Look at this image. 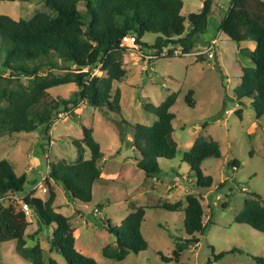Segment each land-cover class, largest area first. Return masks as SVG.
Segmentation results:
<instances>
[{
  "label": "trees",
  "instance_id": "1",
  "mask_svg": "<svg viewBox=\"0 0 264 264\" xmlns=\"http://www.w3.org/2000/svg\"><path fill=\"white\" fill-rule=\"evenodd\" d=\"M16 1V0H6ZM51 11H38L28 19H13L0 14V134L32 132L41 135L40 148L51 141L50 129L57 114L69 103L85 101L95 108L107 107L111 113L120 116V89L113 88V82L126 75L123 56L126 48L120 45L122 36L131 34L143 51L153 58L173 57L192 52L197 41L207 46L202 39L207 30L208 17L217 4L214 0H203L198 12L186 16L181 14L182 0H43ZM83 5L81 10L78 6ZM186 24L187 27L186 28ZM218 32L236 43L240 55L249 60V65L240 66V82L233 88L235 100L250 99L255 117L264 114V0H231L218 22ZM155 35L151 44L142 41L144 34ZM245 44H254L251 50ZM198 54L197 61L206 59ZM100 64V65H99ZM68 66V67H67ZM74 66L73 70H69ZM98 67L102 74L92 75ZM66 70L62 74L52 70ZM25 79V82L22 81ZM74 83L78 90L75 98H52L48 90ZM193 91H188L185 102L194 106ZM177 92H171L157 106L146 104L145 109L157 118L152 124H129L120 116L121 124L131 128L133 149L139 153L136 166L145 176L155 177L160 172L158 159L171 160L177 153V144L171 137L173 132L171 112ZM241 118L242 109L233 111ZM80 139L73 140L77 148L85 147L87 159L75 163L48 162V174L44 184L48 196L42 199L33 192L21 195L27 203L37 228L31 234L25 230L29 225L27 215L18 204L0 201V243L15 241L16 253L31 264H59L54 258H45L36 237L42 227L54 225L49 238V251H55L65 264H99L74 246L75 237L69 217L54 210V191L49 179L59 182L69 200L87 204L92 199V185L100 180L98 161L103 156L99 143L93 137L90 127L81 126ZM43 153L45 150H41ZM219 144L211 137L197 136L189 149L182 152L180 162L186 163L195 176L194 188L208 189L212 182L210 175H204L200 164L207 158L220 157ZM238 167L237 160L227 163ZM191 177L190 173H188ZM192 178V177H191ZM25 173L17 175L6 159H0V199L10 193H22L27 183ZM223 186L220 184L219 187ZM257 193L244 200L243 207L234 217V222L247 224L264 233V205ZM225 205V203H224ZM131 211L120 225L108 222L105 229L115 237L114 249L106 245L103 256L122 261L130 252L139 253L148 244L140 228L145 207L129 205ZM161 208L183 212V227L187 237L175 238L174 249L169 257L158 252L161 260L178 261L183 250L196 244L200 233L204 210L200 197L193 193L186 195L184 202L163 203ZM27 238L35 241L27 246ZM213 256L219 260L224 253ZM256 264H264V257L252 256ZM211 260L208 259L207 264ZM188 264V263H180Z\"/></svg>",
  "mask_w": 264,
  "mask_h": 264
},
{
  "label": "rangeland",
  "instance_id": "2",
  "mask_svg": "<svg viewBox=\"0 0 264 264\" xmlns=\"http://www.w3.org/2000/svg\"><path fill=\"white\" fill-rule=\"evenodd\" d=\"M202 1L182 0L181 14L186 16L198 12ZM230 1L214 0L217 6L210 13L207 30L201 36L218 39L214 59L204 56L206 59L197 61L199 51L204 48L202 41H197L192 52L158 57L147 65L135 63L133 57L123 56L126 75L122 80L113 82L112 90L120 89V116L129 124H152L157 118L145 109L146 104L157 106L168 94L177 92L171 107L175 116L171 137L177 144V153L171 160L158 159L160 172L155 179L145 176L136 166L140 156L132 146L131 128L121 124L120 116L111 113L106 106L98 109L81 101L76 105L69 103L57 114V120L50 129L54 142L51 147V142L42 148L38 146L41 143L38 130L0 134V159L9 161L17 175L25 173L32 182L30 186L25 185L22 193L8 194L4 204H18L16 199L25 192H33L34 196L46 199L48 188L44 179L48 174V162L68 164L89 157L85 147L80 149L73 143V140L80 139L81 126L84 125L92 128L93 137L103 153V163L98 162L102 176L113 174L108 177L112 181H96L92 185L89 203L74 201L72 204L61 184L49 179L50 188L55 193L53 205L69 217L77 251L94 258L99 264H207L208 259L210 264H256L252 256L264 257V233L247 224L234 222V217L250 194H259L264 204V114L256 118L251 100L242 99L239 104L233 94V88L240 82L239 67L249 65V60L240 55L235 42L217 31L222 11L227 10ZM78 7L84 9L81 4ZM38 11L51 13L43 0H0V14L15 20L28 19ZM154 38V34L147 33L142 41L151 44ZM146 49L148 47L143 46L144 52ZM128 58L132 60L126 64L124 61ZM73 69L74 66L69 67V70ZM96 69L100 76L101 70ZM1 70L0 66V73ZM65 71L51 72L62 74ZM22 81L25 82V79ZM77 90L74 83H69L49 89L48 94L52 98H75ZM190 90L195 101L193 107L185 102ZM237 108L242 109L241 118L233 112ZM199 135L214 139L221 152L219 158H207L200 164L203 174L212 177L209 190L194 188V174L188 171L186 163L180 162L182 152L188 149L186 144ZM41 150H45L44 153ZM33 157L38 163L31 164ZM233 159L237 160L238 167L227 166ZM170 167L185 169L192 179L183 171L181 177L174 176L168 185L165 177H172ZM218 184H223L222 188H218ZM28 187L31 189L28 190ZM189 193L202 199L205 226L200 233L194 234L198 242L183 250L177 262L163 261L158 252L165 257L171 256L175 238L187 235L183 227V212L169 211L160 206L163 203L184 202ZM131 203L148 207L140 228L148 247L139 253L130 252L122 261H115L102 254L104 246L116 247L115 237L105 229L104 223L120 225L131 211ZM27 221L29 225L25 232L31 234L37 228L32 213L27 214ZM53 228L54 225L42 227L36 240L44 249L45 258L50 256L59 264H65L61 255L49 251L48 240ZM36 240L27 238V246H32ZM231 249L232 252L224 253L219 260H212L214 255ZM0 264L31 263L16 253L15 241L10 240L0 243Z\"/></svg>",
  "mask_w": 264,
  "mask_h": 264
},
{
  "label": "built area",
  "instance_id": "3",
  "mask_svg": "<svg viewBox=\"0 0 264 264\" xmlns=\"http://www.w3.org/2000/svg\"><path fill=\"white\" fill-rule=\"evenodd\" d=\"M120 45L126 48V53L124 55L125 56H129V57H133L135 63H143V64L147 65V64H149V61L153 58L152 56L144 53L141 50L139 44L136 42V39H135L134 35L127 34V35L122 36V38L120 40ZM215 45H216V40L210 41V43L207 46H205L201 51H199V54L205 55L206 58H208V59H214L215 55H216ZM130 60H132V59L128 58L124 62L126 64H128V63H130L129 62ZM96 68H98V67H94L92 69V75L93 74H98L99 70H97ZM56 120L54 121V123L56 122ZM41 180H43V178ZM43 190L45 191V188H43ZM7 197H8V195H6L4 198H1L0 201L3 202V203L6 202L7 201ZM20 198H17L16 200L18 202L19 207H21V210L24 211V213L26 215L31 213L30 212V208L27 205V203L22 201Z\"/></svg>",
  "mask_w": 264,
  "mask_h": 264
},
{
  "label": "crops",
  "instance_id": "4",
  "mask_svg": "<svg viewBox=\"0 0 264 264\" xmlns=\"http://www.w3.org/2000/svg\"><path fill=\"white\" fill-rule=\"evenodd\" d=\"M225 12L224 11H222V14H224ZM221 14V13H220ZM202 39H204V40H206V39H208L209 40V42L210 41H213V40H216V45H217V38H211V39H209L208 37L206 38V37H204V38H202ZM245 46H247L249 49H253L254 48V44H245V45H242L241 47H245ZM244 66V65H243ZM239 70H240V67H239ZM194 104H195V101H194ZM51 144H50V147L51 146H53L54 145V142H53V140L51 139ZM192 143L193 142H191V143H187L186 144V146H188V149L190 148V146L192 145ZM44 157H47V155H44ZM88 158V157H87ZM87 158H83V159H87ZM101 163H103V156L100 158V160H99ZM98 161V162H99ZM31 164H36V163H38V160H37V158L36 157H33L32 159H31ZM97 162V163H98ZM10 163V162H9ZM11 164V163H10ZM12 165V164H11ZM170 169H171V172L173 173V175H172V177L171 178H169V177H165V180H166V183L169 185V182L170 181H172L173 179H174V176H179V177H181L182 176V172L183 171H185V169H181L180 167H177V169H175L174 167H170ZM100 170H101V173H100V180H105V181H110L111 180V178H108V177H111L112 175H106V176H102V169L100 168ZM185 173L188 175V171H185ZM181 175V176H180ZM186 177V176H185ZM189 177V176H188ZM156 177H153V179H155ZM190 179H192L191 177H189ZM212 178V177H211ZM108 179H110V180H108ZM152 179V178H151ZM27 183L26 184H29V186H30V184H32V182H31V179H28L27 178ZM112 181V180H111ZM36 183V182H35ZM223 183H225V182H223ZM194 184H195V182H194ZM218 188H219V184H218V186H217ZM210 188V187H209ZM209 188L207 189V190H209ZM222 188V187H221ZM29 189H31V188H29L28 187V190ZM191 192H192V189H191ZM26 193V192H25ZM19 197H21V195L19 196ZM68 198V197H67ZM200 200H201V204H202V199H201V197H200ZM70 202L72 203V204H74V201L72 200H70ZM264 205V204H263ZM53 207H54V210L55 211H57L56 210V208H55V206L53 205ZM146 209L148 208L147 206H144ZM57 212H59V211H57ZM68 217V216H67ZM203 222H204V220H203ZM142 224V223H141ZM39 242V241H38ZM39 244H40V242H39ZM44 250V249H43Z\"/></svg>",
  "mask_w": 264,
  "mask_h": 264
}]
</instances>
